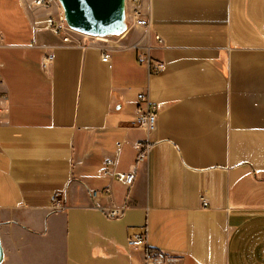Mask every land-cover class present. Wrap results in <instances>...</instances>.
<instances>
[{"label": "crops", "instance_id": "obj_1", "mask_svg": "<svg viewBox=\"0 0 264 264\" xmlns=\"http://www.w3.org/2000/svg\"><path fill=\"white\" fill-rule=\"evenodd\" d=\"M142 8L148 28L77 46L33 39L32 14L24 6L19 26L18 0H0L2 264H147L128 244L142 232L167 264H264V0ZM142 92L158 110L149 134L136 122ZM108 158L135 169L132 186L103 174ZM107 186L111 197L92 198ZM112 204L121 217L99 207Z\"/></svg>", "mask_w": 264, "mask_h": 264}, {"label": "built area", "instance_id": "obj_2", "mask_svg": "<svg viewBox=\"0 0 264 264\" xmlns=\"http://www.w3.org/2000/svg\"><path fill=\"white\" fill-rule=\"evenodd\" d=\"M22 2L25 8L28 10V12L33 16L32 22H33L34 30L36 32L39 31L40 29L48 30L55 35L61 36V39L64 43L73 44L77 46L88 45L85 39L80 41L79 39L74 38L72 36L70 32L74 30L71 29L70 26L68 25L65 18L64 10L62 8L59 7L60 11L56 14L48 12V14L44 17L36 16L35 13L40 8L47 10L50 9L52 7L53 0H22ZM142 7H143V0H125V21H127L128 19L126 24H128V22L130 21L131 26L142 27V28L149 27V19L143 12ZM129 26H127V28ZM94 37L97 38L98 36H94ZM1 39H2V35L0 33V42ZM158 39L160 38L158 37ZM101 59L104 62L110 61L109 49H105L104 53L101 56ZM51 60H52V55H47L43 61L44 66H47ZM139 60H146L147 62H150L149 59H146L142 54L139 55ZM3 65L4 63L0 58V69L3 67ZM153 67H154V72H159L163 68V64L157 63ZM2 99H6V96L3 95ZM138 99L140 100L141 104L137 108L136 122L139 127H141L147 134H149L157 126V121H158L157 106L150 101L148 95L144 92L138 94ZM4 110L5 109L2 103L0 102V122H2ZM137 145L139 148L138 161H143L149 153L151 147L150 143L148 140H143V141H138ZM102 172L105 176H107L111 180L119 182L120 184L126 187L132 186L136 175L135 169H131L128 171L117 169L116 161L113 158H108L105 161ZM112 193H113L112 188L110 186H107L103 189L93 190L91 192V196L94 200H96L99 199L100 197H111ZM59 196H60L59 193H55L52 198L54 208L64 207V203ZM199 199L203 206L208 204L207 195L204 190H200ZM99 207H101L105 211L106 215L109 218L121 217L126 208L125 205L120 206L116 204H112L111 206L108 207H104V206H99ZM128 244L131 247L138 248L144 251L145 260L147 264H167L169 262H173L176 260V258L169 256L168 254L162 251L151 249L147 243V238L144 232L140 234L130 235L128 237Z\"/></svg>", "mask_w": 264, "mask_h": 264}, {"label": "water", "instance_id": "obj_3", "mask_svg": "<svg viewBox=\"0 0 264 264\" xmlns=\"http://www.w3.org/2000/svg\"><path fill=\"white\" fill-rule=\"evenodd\" d=\"M71 29L90 36L120 33L126 28L125 0H59ZM5 257L0 236V264Z\"/></svg>", "mask_w": 264, "mask_h": 264}, {"label": "rangeland", "instance_id": "obj_4", "mask_svg": "<svg viewBox=\"0 0 264 264\" xmlns=\"http://www.w3.org/2000/svg\"><path fill=\"white\" fill-rule=\"evenodd\" d=\"M18 7H19V11H16V10H12L11 11V15H12V18L14 20L15 23H17L19 26H21L23 24V16H25L22 11H23V2L22 0H18ZM60 8H62L59 0H55L54 3L52 4V7L51 9H43V8H40L39 10L36 11V16L38 17H44L48 14V12H52L53 14H56L60 11ZM63 9V8H62ZM128 21V19H127ZM130 25V21L128 22V26ZM40 33L37 34V36L35 35V37L33 36V39L35 38H39L40 35H43L45 34L46 36H49V34H51V32H47V31H43V30H39ZM72 34V36L74 38H77L79 39L80 41L85 39L86 42L90 43V44H114L116 40H118V38H120V36L123 34H120V33H114V34H108V35H105V36H101L102 38H96L94 36H90V35H86V34H82L80 32H76V31H71L70 32ZM147 56V55H146Z\"/></svg>", "mask_w": 264, "mask_h": 264}, {"label": "bare ground", "instance_id": "obj_5", "mask_svg": "<svg viewBox=\"0 0 264 264\" xmlns=\"http://www.w3.org/2000/svg\"><path fill=\"white\" fill-rule=\"evenodd\" d=\"M126 23H127V21H126ZM127 26H128V24H126V28H127ZM126 28L123 31H121L120 34L124 33L126 31ZM97 38H102V37L98 36Z\"/></svg>", "mask_w": 264, "mask_h": 264}]
</instances>
